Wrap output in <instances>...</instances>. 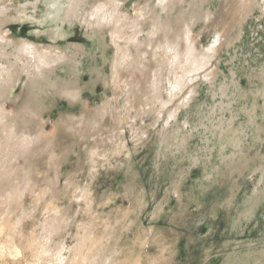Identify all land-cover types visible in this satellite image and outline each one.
<instances>
[{
  "label": "rangeland",
  "instance_id": "1",
  "mask_svg": "<svg viewBox=\"0 0 264 264\" xmlns=\"http://www.w3.org/2000/svg\"><path fill=\"white\" fill-rule=\"evenodd\" d=\"M138 1L128 0L131 15ZM243 1L253 9L260 0ZM237 4L214 0L209 25L194 28L200 48L218 36L238 41L207 71L216 68L213 84L195 83V99L164 134L150 114L148 82L125 74L115 102L113 87L94 73L98 68L109 76L110 63L80 22L62 23L41 5L35 19L6 26L17 40L81 48L84 101L90 111L105 107L107 116L82 140L75 122L83 107L49 96L42 121L37 116L26 125L32 142L23 149L11 131L28 113L4 103L0 264H264V19L256 21L252 11V19L238 23ZM56 29L62 37L47 38ZM107 54L112 58L111 50ZM183 121L190 127L183 129ZM18 193L20 203L12 198ZM79 200H86L83 211ZM76 218L87 236L74 238ZM103 227L109 238L102 237ZM64 228L67 240L60 236Z\"/></svg>",
  "mask_w": 264,
  "mask_h": 264
},
{
  "label": "bare ground",
  "instance_id": "2",
  "mask_svg": "<svg viewBox=\"0 0 264 264\" xmlns=\"http://www.w3.org/2000/svg\"><path fill=\"white\" fill-rule=\"evenodd\" d=\"M213 1L139 0L131 9L134 13L131 15L126 9L128 0H0V117L5 111L4 103L22 106L27 111L26 120L11 131V134L18 135L19 147L27 148L32 142L26 125L37 116L42 121L48 111L45 100L49 96L65 97L76 101V104L80 103L83 110L75 123L76 137L82 140L91 137L92 132L102 127L107 111L105 107L90 111L84 101V86L80 83L84 68L81 48L66 51L57 45L17 40L6 28L7 25L35 19L41 5L49 15L54 11L62 23L80 22L87 35L100 42L103 61L110 63V75L105 76L96 68L94 73L97 78L104 80L109 88L113 87L116 103L125 74H134L136 79L148 82L146 98L150 103V114L156 115L154 123L160 126L159 131L164 134L178 123L181 109L189 108L195 99V83L204 80L213 84L216 68L207 71L215 67V62L226 47H232L238 41V38L229 41L218 36L212 44L200 48L194 40V28L203 22L210 23L213 14L209 5ZM236 2L234 19L238 23L245 25L252 19L254 11L259 14L256 21L264 19V0L255 3L257 7L253 9L248 8L250 5L243 0ZM124 25H128V28H123ZM61 37L62 31L59 29L47 33V38L52 41ZM108 50L113 53L110 59ZM65 68H68V73L61 77L59 71ZM22 81L23 91L15 95L13 91ZM177 101H180V105L172 110L171 106ZM215 109L212 113L216 112ZM188 127L190 122L183 121L182 128ZM69 151L64 152L62 162ZM12 198L20 203L23 193ZM13 251L16 256L20 255L14 244ZM60 260L62 264L65 261Z\"/></svg>",
  "mask_w": 264,
  "mask_h": 264
},
{
  "label": "crops",
  "instance_id": "3",
  "mask_svg": "<svg viewBox=\"0 0 264 264\" xmlns=\"http://www.w3.org/2000/svg\"><path fill=\"white\" fill-rule=\"evenodd\" d=\"M93 202H95L94 200H93ZM95 204V203H94ZM78 207L80 208L81 206H86V200H85V203H82L81 202V200H79V202H78ZM81 209V208H80ZM81 211H83L82 209H81ZM84 213V212H83ZM104 221H105V219H103V223H104ZM75 223H77L76 225H74ZM75 223H73L72 225H73V227L75 226V235H74V238H82V237H84V236H87L88 234L86 233H83L84 231L81 229V227L85 224L84 222H77V218H76V220H75ZM106 223H108V224H110V220L109 219H106ZM71 227V226H70ZM64 229H66V230H62L61 231V237H65V239L67 240V235H66V231H68L67 230V228H64ZM71 230V229H70ZM96 232V234H98L99 233V231H93V233H95ZM101 234H102V237L105 239V238H109V234H110V231L108 230H105V228L103 227L102 228V232H101Z\"/></svg>",
  "mask_w": 264,
  "mask_h": 264
}]
</instances>
